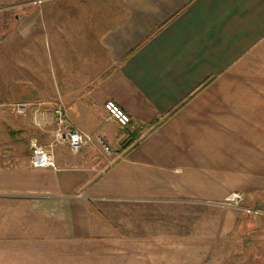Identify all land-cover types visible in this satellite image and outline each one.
<instances>
[{"label":"crops","instance_id":"obj_1","mask_svg":"<svg viewBox=\"0 0 264 264\" xmlns=\"http://www.w3.org/2000/svg\"><path fill=\"white\" fill-rule=\"evenodd\" d=\"M0 34V241L51 223L135 264L264 241V214L222 204L264 211V0H0ZM56 107L91 138L77 153L52 142ZM31 137L54 167H30Z\"/></svg>","mask_w":264,"mask_h":264},{"label":"rangeland","instance_id":"obj_2","mask_svg":"<svg viewBox=\"0 0 264 264\" xmlns=\"http://www.w3.org/2000/svg\"><path fill=\"white\" fill-rule=\"evenodd\" d=\"M52 142L53 144L58 143L54 140V127L52 129ZM38 141L35 137H31L28 140L27 144V155L28 162L29 156L31 154L30 142ZM48 152L51 153L48 147L42 146ZM22 161H15L14 166H18ZM55 164V163H54ZM199 209H202L204 206H196ZM208 212H213L212 209L209 210V207H204ZM235 211L243 212L241 208H234ZM224 210V209H223ZM107 213H113L121 211L118 209L105 210ZM124 212L125 216L128 218L136 217H149L148 210H138L134 207L126 208ZM246 214L245 212H243ZM239 214V213H238ZM249 215V214H247ZM29 225L30 233L25 236H15L11 240H1L0 241V264H121L124 261L127 263L132 262L135 264V261L140 259H122V258H112L104 257V249L108 248L107 244L102 243L100 240H91V241H81L75 240L68 237L63 228L56 227L53 230L51 223L47 224L45 233L37 235L33 234L32 223H26ZM128 224H132L127 222ZM128 228V227H127ZM26 235L28 240H26ZM262 235V234H261ZM261 235L252 239L247 240V246L240 238L237 241L231 239L228 241H209L206 242L205 251H208L210 247L213 246L212 253L213 256L217 257L218 261L225 260V264H264V241H261ZM42 236V237H41ZM213 237V236H212ZM245 237V236H243ZM23 238L24 240H21ZM39 238V239H38ZM44 238V239H43ZM224 238V237H223ZM258 241V242H255ZM253 248V253H249V248ZM235 254V256H233ZM248 256V257H247ZM210 258H206L209 260ZM149 260V264H153V259ZM214 260V259H213ZM216 261V260H215ZM208 262V261H206ZM207 264V263H206ZM217 264V261H216Z\"/></svg>","mask_w":264,"mask_h":264},{"label":"built area","instance_id":"obj_3","mask_svg":"<svg viewBox=\"0 0 264 264\" xmlns=\"http://www.w3.org/2000/svg\"><path fill=\"white\" fill-rule=\"evenodd\" d=\"M40 1L41 0H32V3L37 4ZM1 39L2 36L0 34V40ZM104 109L106 111L107 119L115 121L122 127L129 125V116L113 101H106L104 103ZM52 120L54 125V140L57 142H65L72 153L79 152L91 140L88 135L72 128L61 107H56L53 109ZM95 141L99 144L104 153L111 154L113 152L112 147L107 143L105 137L98 135L95 137ZM30 149L31 154L29 156V165L31 168L45 169L54 167L52 154L37 144L36 141L30 142ZM242 200L243 196L239 193H236L225 197L222 204L231 205L237 208ZM239 208L249 215L264 214V211L259 209H249L246 207Z\"/></svg>","mask_w":264,"mask_h":264},{"label":"bare ground","instance_id":"obj_4","mask_svg":"<svg viewBox=\"0 0 264 264\" xmlns=\"http://www.w3.org/2000/svg\"><path fill=\"white\" fill-rule=\"evenodd\" d=\"M244 212V211H243ZM247 214V213H246Z\"/></svg>","mask_w":264,"mask_h":264}]
</instances>
